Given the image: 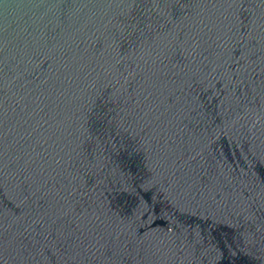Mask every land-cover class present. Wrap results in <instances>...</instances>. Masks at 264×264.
I'll list each match as a JSON object with an SVG mask.
<instances>
[{
    "label": "water",
    "instance_id": "95a60500",
    "mask_svg": "<svg viewBox=\"0 0 264 264\" xmlns=\"http://www.w3.org/2000/svg\"><path fill=\"white\" fill-rule=\"evenodd\" d=\"M0 264H264V0H0Z\"/></svg>",
    "mask_w": 264,
    "mask_h": 264
}]
</instances>
